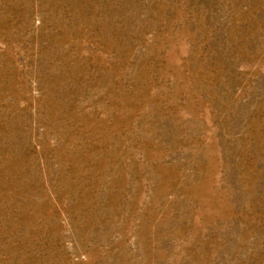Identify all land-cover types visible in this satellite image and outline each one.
Instances as JSON below:
<instances>
[{"label":"rangeland","instance_id":"374dc122","mask_svg":"<svg viewBox=\"0 0 264 264\" xmlns=\"http://www.w3.org/2000/svg\"><path fill=\"white\" fill-rule=\"evenodd\" d=\"M0 264H264V0H0Z\"/></svg>","mask_w":264,"mask_h":264}]
</instances>
